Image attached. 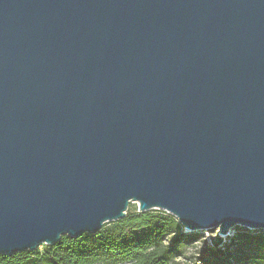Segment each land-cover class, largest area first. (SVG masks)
I'll return each mask as SVG.
<instances>
[{"label":"water","instance_id":"95a60500","mask_svg":"<svg viewBox=\"0 0 264 264\" xmlns=\"http://www.w3.org/2000/svg\"><path fill=\"white\" fill-rule=\"evenodd\" d=\"M132 203L264 229V0H0V255Z\"/></svg>","mask_w":264,"mask_h":264},{"label":"trees","instance_id":"16d2710c","mask_svg":"<svg viewBox=\"0 0 264 264\" xmlns=\"http://www.w3.org/2000/svg\"><path fill=\"white\" fill-rule=\"evenodd\" d=\"M245 230L237 234V244L243 247L255 243L264 251V237L250 236ZM198 237L199 234L184 232L183 225L172 214L157 209L139 212L132 203L124 219L106 223L95 234L64 235L56 244H42L35 251L3 254L0 264H182L176 258ZM211 240L214 247L225 243L219 233ZM215 257L219 264L227 263ZM259 259L264 264V255Z\"/></svg>","mask_w":264,"mask_h":264},{"label":"rangeland","instance_id":"374dc122","mask_svg":"<svg viewBox=\"0 0 264 264\" xmlns=\"http://www.w3.org/2000/svg\"><path fill=\"white\" fill-rule=\"evenodd\" d=\"M134 205L138 209V205ZM245 229L248 228L236 227L228 235L221 236L225 240L223 245L214 247L211 239L218 234V228L201 230L198 232H188L184 228V232L187 234H199V237L195 242L188 244L183 249V255L176 258V260L180 261L182 264H219V260L215 257L217 256L218 258L225 259L227 262L226 264H236V262L240 264H261L259 258L264 255V251H261L255 243L251 245L244 244L243 247L237 244V238H239L237 234H239V232H245ZM247 232L249 233L246 234H251L250 236L264 237V229H248ZM210 248L213 251H211ZM213 252H215V255Z\"/></svg>","mask_w":264,"mask_h":264}]
</instances>
